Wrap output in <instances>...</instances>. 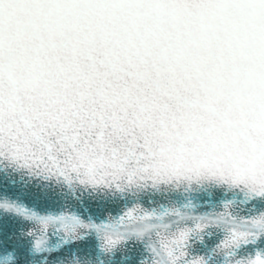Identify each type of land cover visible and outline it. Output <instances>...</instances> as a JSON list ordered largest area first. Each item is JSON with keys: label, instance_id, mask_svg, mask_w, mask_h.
<instances>
[{"label": "snow or ice", "instance_id": "snow-or-ice-1", "mask_svg": "<svg viewBox=\"0 0 264 264\" xmlns=\"http://www.w3.org/2000/svg\"><path fill=\"white\" fill-rule=\"evenodd\" d=\"M0 264H264V0H0Z\"/></svg>", "mask_w": 264, "mask_h": 264}]
</instances>
